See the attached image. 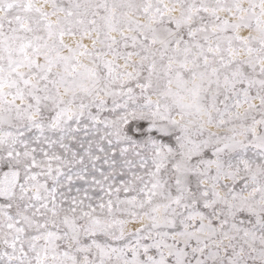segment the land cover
Segmentation results:
<instances>
[{"label":"snow or ice","instance_id":"obj_1","mask_svg":"<svg viewBox=\"0 0 264 264\" xmlns=\"http://www.w3.org/2000/svg\"><path fill=\"white\" fill-rule=\"evenodd\" d=\"M0 264H264V0H0Z\"/></svg>","mask_w":264,"mask_h":264}]
</instances>
